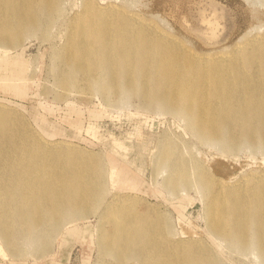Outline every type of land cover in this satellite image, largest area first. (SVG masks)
Returning a JSON list of instances; mask_svg holds the SVG:
<instances>
[{
  "label": "bare ground",
  "instance_id": "1",
  "mask_svg": "<svg viewBox=\"0 0 264 264\" xmlns=\"http://www.w3.org/2000/svg\"><path fill=\"white\" fill-rule=\"evenodd\" d=\"M61 2L0 0V62L6 58L9 64L8 53L33 32L45 34L60 14ZM70 24L59 51L61 88H74L85 79L105 94L133 93L162 111L185 117L199 139L221 150L264 149V35L207 58L193 56L136 16L111 6L97 8L91 0H85ZM243 45L248 47L237 53ZM6 88L18 93L10 83ZM10 111L0 105V170L8 162L9 172L0 179V255H21L19 243L24 240L36 258L48 253L60 227L93 212L103 195V176L92 154L22 136ZM88 131L95 134L92 127ZM123 143L114 141V146L126 150ZM172 152L163 149L164 167ZM168 167L173 172L167 184H188L184 162ZM117 168L114 162L109 166L113 186ZM197 176L200 187L211 194L207 234L241 251L252 246L264 259V172L244 184L215 182L202 167ZM124 187L134 190L135 184ZM137 199L142 198L118 193L105 205L102 215L108 229L98 244L107 255L119 264H217L207 244L196 238L173 239L164 217L153 218L150 209L137 210ZM83 231L72 227L66 234Z\"/></svg>",
  "mask_w": 264,
  "mask_h": 264
},
{
  "label": "rangeland",
  "instance_id": "2",
  "mask_svg": "<svg viewBox=\"0 0 264 264\" xmlns=\"http://www.w3.org/2000/svg\"><path fill=\"white\" fill-rule=\"evenodd\" d=\"M91 1L97 8L111 6L129 17H138L196 57L212 58L216 52H228L238 41L264 35V0ZM84 2L62 0L60 14L46 33L33 32L8 53L9 64L6 58L0 62V105L16 114L14 120L22 136L53 145L68 144L94 155L103 176L101 202L87 218L60 227L45 255L35 258L22 240L21 255H0V264H119L98 244L101 232L108 229L102 215L105 205L118 193L142 198L137 199L140 203L135 208L153 210V218L161 214L173 239L196 238L207 244L205 248L214 254L217 264H264L254 247L241 251L233 243L207 234L206 206L211 194L200 187L197 176V169L202 167L211 180L244 184L264 172L263 147L221 150L199 139L185 117L162 111L142 96L105 94L85 79L74 88L59 86L63 70L59 51L66 43L71 20L83 9ZM247 47L243 45L237 53ZM7 83L18 93L6 88ZM89 127L95 134L88 131ZM114 141L124 142L127 149L116 148ZM167 147L173 152L164 167L162 151ZM111 161L118 166L114 186L108 178ZM178 161L184 162L188 174L185 186L167 184L173 172L168 165ZM7 176L8 162H4L0 179ZM130 179L134 190L124 187L133 184ZM72 227L84 231L80 235L66 234Z\"/></svg>",
  "mask_w": 264,
  "mask_h": 264
}]
</instances>
